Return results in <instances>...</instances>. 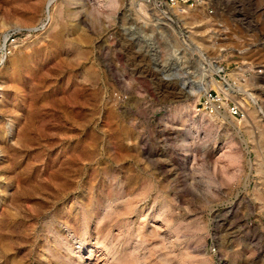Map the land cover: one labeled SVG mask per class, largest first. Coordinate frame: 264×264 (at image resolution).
Instances as JSON below:
<instances>
[{
	"label": "rangeland",
	"instance_id": "374dc122",
	"mask_svg": "<svg viewBox=\"0 0 264 264\" xmlns=\"http://www.w3.org/2000/svg\"><path fill=\"white\" fill-rule=\"evenodd\" d=\"M48 1L0 0V264H264V0Z\"/></svg>",
	"mask_w": 264,
	"mask_h": 264
},
{
	"label": "built area",
	"instance_id": "2783aa9c",
	"mask_svg": "<svg viewBox=\"0 0 264 264\" xmlns=\"http://www.w3.org/2000/svg\"><path fill=\"white\" fill-rule=\"evenodd\" d=\"M148 5L156 8L161 13L173 11L175 7L183 6L187 8H193L202 4V0H144ZM206 105H213L215 101L211 93L204 97ZM230 113L234 117L241 116V112L237 107H232Z\"/></svg>",
	"mask_w": 264,
	"mask_h": 264
},
{
	"label": "bare ground",
	"instance_id": "6f19581e",
	"mask_svg": "<svg viewBox=\"0 0 264 264\" xmlns=\"http://www.w3.org/2000/svg\"><path fill=\"white\" fill-rule=\"evenodd\" d=\"M52 3H54V2H52ZM51 3V0L50 1H48L47 2V6H49L50 4H52ZM182 8H185V7H183V6H178V7H175L174 8V11L175 12H177V11H181V9ZM48 9V8H47ZM50 15V14H49ZM50 18V17H49ZM2 150V148L0 147V152H2L1 151ZM2 161H4V160H2ZM1 194V193H0ZM0 198H1V205L0 206H5V205H7L8 204V200H7V196H6V194H2V195H0ZM98 206V205H97ZM86 217H88V216H86ZM85 217V218H86ZM100 220H101V216L100 217H98V220H97V231H96V235H95V237H96V239H97V241H100V239H101V236H102V228L101 227H99L98 226V223L100 224ZM85 224H86V222H85ZM96 230V229H95ZM84 236H86V235H84ZM103 240V239H102ZM78 244H80V246L78 247L79 249H80V251H79V257H78V263H80V264H90L91 262L89 261V262H83V263H81L82 262V258H83V256L81 255V252H83V250L85 249V248H87L88 249V246H89V242H86V241H80V239H79V241H78ZM107 244V243H106ZM2 246V245H1ZM99 247V246H98ZM77 248V247H76ZM102 248H104V249H107L106 248V245L105 244H103V246H102ZM4 249V251L3 252H7V248H3ZM68 250H70V252H72L71 251V249H69L68 248ZM108 250V249H107ZM105 251V250H104ZM103 251V252H104ZM9 253V252H8ZM95 253V252H94ZM132 254H134V253H132ZM88 255L89 256H92V252H91V250H89L88 251ZM96 255V254H95ZM5 256V255H4ZM130 256V255H129ZM98 257V256H97ZM134 257V256H133ZM87 260L89 259H91V257L89 258V257H85ZM93 258V257H92ZM102 258V257H101ZM128 258V257H127ZM135 258V257H134ZM129 259V258H128ZM133 259V258H132ZM92 260V259H91ZM98 260V259H97ZM107 260V259H106ZM135 260V259H134ZM131 261H133V260H131ZM136 262H137V260H135ZM127 262V261H126ZM134 262V261H133ZM130 263V262H129ZM93 264V263H92ZM127 264V263H126ZM135 264V263H134ZM139 264V263H138Z\"/></svg>",
	"mask_w": 264,
	"mask_h": 264
}]
</instances>
